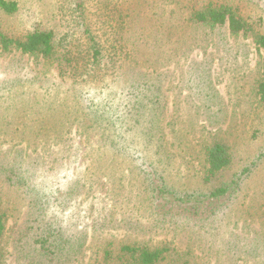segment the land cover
I'll list each match as a JSON object with an SVG mask.
<instances>
[{
  "label": "rangeland",
  "instance_id": "374dc122",
  "mask_svg": "<svg viewBox=\"0 0 264 264\" xmlns=\"http://www.w3.org/2000/svg\"><path fill=\"white\" fill-rule=\"evenodd\" d=\"M8 1L17 10H0V31L11 37L52 31L56 51L46 60L0 49V160L14 155L12 163L21 161L30 179L21 195L0 178L7 227L14 231L40 194L49 198L41 214L61 218L67 230L73 224L87 229L75 264H89L109 241L164 246L161 264H264V104L256 94L262 61L254 43L264 35V0ZM210 2L231 8L250 34L195 23L192 13ZM86 29L100 41L122 34L129 57L114 56L111 71L108 48L100 65L72 71L64 54L74 52L80 61L89 45ZM127 80L137 92L147 91L135 98L147 118L150 100L161 96L154 104L162 139L149 146L132 140L147 167L139 159H115L107 148V130L122 131L112 110L126 115L135 100ZM140 134L136 128L128 135ZM214 143L224 145L229 164L208 179L205 151ZM157 144L164 151L158 157ZM148 178L168 191L156 204ZM228 186L225 195L207 198ZM134 222L146 229L133 233Z\"/></svg>",
  "mask_w": 264,
  "mask_h": 264
},
{
  "label": "trees",
  "instance_id": "16d2710c",
  "mask_svg": "<svg viewBox=\"0 0 264 264\" xmlns=\"http://www.w3.org/2000/svg\"><path fill=\"white\" fill-rule=\"evenodd\" d=\"M0 10L6 14H13L17 10V3L15 1L0 0ZM120 17V25L122 24L123 26L121 29H124V18L122 15ZM239 17L240 16H237L231 8L224 5L215 6L211 2L206 4L202 9L194 11L191 15V18L197 24H209L212 26H224L227 24L228 30L232 34H250V25H247ZM112 27H114V25L110 28ZM85 35L89 37V45L84 49V56L81 58L79 57L80 61L77 59L79 55L77 56L74 52L64 54V57L67 55L71 56V59H68L71 63L67 66H69L72 71L78 70L79 65H86L87 69H93L97 65H100L105 59L104 53L108 48L110 49L108 65L111 71L117 69V67L113 65L115 64L114 56L125 55L126 58L129 57L130 51L123 41L122 34L115 31L110 32L105 41H100L92 37V34L87 32V29L85 30ZM254 43L261 52L262 61V76L257 83L256 94L259 101L264 104V35L256 36L254 38ZM0 49L3 51L15 50L22 54L49 60L56 51L55 36L52 31L39 29H34L20 37L7 36L0 31ZM129 83L130 81L127 80L126 85ZM131 86H134V84L130 83L127 87H130L128 94L133 95L131 98L143 99L139 94H145L147 91H142V93L140 91L137 92V90ZM156 92H158V90ZM160 97V95H154V100L152 102L150 100L152 106L151 111L153 112L151 118L141 115V111H143L145 107L143 105L144 103L138 99H135L132 104H127L126 115L119 114L122 113V111L117 108L112 110L113 114L117 112L114 114V117L119 118L118 123L122 128V131L117 128L107 130V136L110 140L107 148L111 150L112 156L115 159L132 161L139 159V165L146 166L145 164L147 162H145L137 149L140 145L138 143H135V146L132 145V140H141L146 146H149L155 139L158 141L162 139L161 134L157 131L159 130V122H157L159 115L156 108L158 106L154 104L155 102H160ZM125 105L126 104L123 106ZM124 113L125 112H123V114ZM109 124L112 127L117 126L114 123ZM136 128L141 131V134L137 138L133 135L129 137L128 134ZM34 136L37 137V135ZM156 148L155 155L158 157L160 153L164 151L160 144H157ZM8 153L9 152H7V154ZM13 160L14 155L6 162L0 160V178L4 186H15L18 188L21 195H26L30 179L26 176L23 163L17 160L15 164L14 162L12 163ZM205 162L207 168L206 178H212L217 173L221 172L229 164V158L224 145L214 143L206 148ZM148 167L151 168V163H148ZM153 170L152 174L154 176L157 175L158 179H163L161 175L158 174L156 168ZM146 180H148L147 187L148 190H150V200L152 202L155 199L156 204L157 196L159 197L161 194H165V192L168 191L163 184L164 182H159L161 186H155L154 188L152 181L149 180V178ZM232 184L233 183L230 185ZM228 189L229 186L214 188L208 193L207 198L215 200L225 195ZM48 199V197L42 198L40 194H37L33 199L29 200L27 210L23 216L25 218L13 231L12 226L10 228L7 227L9 208L5 205L4 198L0 192V264H75L80 261L83 256L84 241H86L88 236L87 229L76 228V225L73 224V227L67 230L66 228L70 224L63 221L61 218L53 215L47 217L41 214V209H43V207L47 208L49 203ZM175 200L183 203L181 196L176 197ZM63 223H66V226ZM127 224L129 225L130 222ZM98 226L101 228L104 225L101 223ZM130 226L129 228L135 234L143 232V230L146 229V227L140 226L137 222L131 223ZM166 251L167 248L164 246L152 247L147 243H139L136 241L131 244H121L115 247L114 242L109 241L101 244L100 248H96L94 252L95 256L91 259L89 264H161L165 259L164 254Z\"/></svg>",
  "mask_w": 264,
  "mask_h": 264
}]
</instances>
